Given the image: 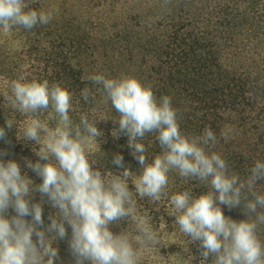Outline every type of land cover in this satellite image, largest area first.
Instances as JSON below:
<instances>
[{"label": "clouds", "instance_id": "9594fccd", "mask_svg": "<svg viewBox=\"0 0 264 264\" xmlns=\"http://www.w3.org/2000/svg\"><path fill=\"white\" fill-rule=\"evenodd\" d=\"M36 3L39 0H0V30L8 34L13 27L31 30L48 24L52 11L31 6ZM88 79L100 86L104 102L110 101L119 114L114 120L118 129L112 134L128 137L131 154L142 171L134 176L122 154L111 161L122 170L104 172L97 167L91 145L102 135L98 122L108 118H98L92 111L75 123L70 116L73 93L69 86L20 73L11 81L10 91L3 93V100L28 117L17 139L34 142L38 159H26L24 167L42 182L36 184L17 159L5 161L8 153L0 151V264H56L60 258L56 244L68 238V228L75 264H140L142 250L161 241L149 213L138 210L135 195L152 201L167 196L172 171L206 187L195 196L184 189L170 197L169 215L190 242H200V264H209L210 256V264H264L260 235L264 194L256 191L258 182L264 181V161L257 160L246 177L231 171L222 154L213 150L218 142L214 131L210 127L202 134L182 131L172 98H158L153 84L135 74H95ZM81 95L88 101L92 93L86 87ZM45 112L54 126L40 118ZM13 125L14 120L6 115L0 140L9 142L7 132ZM149 133L157 134L162 150L151 162L143 142ZM129 180L134 187L130 188ZM36 193L41 199L33 202ZM45 203L55 210L47 225ZM222 206L241 208L245 218L225 215ZM122 220L135 225V235L125 228L118 234L112 231L110 226Z\"/></svg>", "mask_w": 264, "mask_h": 264}, {"label": "trees", "instance_id": "16d2710c", "mask_svg": "<svg viewBox=\"0 0 264 264\" xmlns=\"http://www.w3.org/2000/svg\"><path fill=\"white\" fill-rule=\"evenodd\" d=\"M31 6L51 10L53 19L31 30L13 27L8 34L0 30V126H5L6 115L14 120L7 132L9 142L0 140V151L8 153L5 161L17 159L36 184L42 179L24 167L26 159H38L34 142L17 139L28 117L3 100L11 81L22 72L29 79L46 78L69 86L75 123L92 111L98 118H108L98 122L102 135L91 145L97 167L104 172L122 170L111 163L116 154L123 155L134 176L142 168L131 154L128 137L113 136L119 114L110 101L104 102L100 86L88 79L95 74H135L152 83L158 98H172L182 131L202 134L209 127L214 131L218 142L213 150L241 177L257 160L264 161V0H39ZM86 87L95 100L83 99ZM40 118L54 126L47 112ZM156 135L149 133L143 141L148 162L162 151ZM129 186L134 187L131 180ZM184 189L193 196L206 191L201 182L185 181L172 171L168 195L159 201L134 193L138 210L149 213L161 241L142 250L140 264H200V242H190L169 215L170 197ZM256 191L264 194V181L258 182ZM40 199L36 193L33 202ZM222 207L233 219L245 218L241 208ZM54 211L45 203V225ZM119 223L110 226L114 233L125 228L136 234L130 220ZM260 235L264 239V225ZM70 237L68 228V238L57 242L56 264H75Z\"/></svg>", "mask_w": 264, "mask_h": 264}]
</instances>
